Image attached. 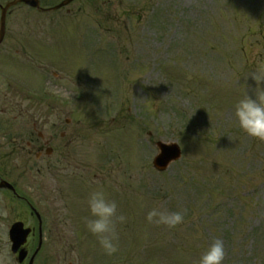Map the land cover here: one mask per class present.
<instances>
[{
  "label": "rangeland",
  "instance_id": "1",
  "mask_svg": "<svg viewBox=\"0 0 264 264\" xmlns=\"http://www.w3.org/2000/svg\"><path fill=\"white\" fill-rule=\"evenodd\" d=\"M257 63H264V0L8 9L0 174L42 216L35 264H197L216 239L224 264H264V140L234 118L236 101L255 87L248 74ZM157 141L181 149L162 171L151 162ZM98 187L126 217L112 255L86 226ZM26 201L2 200L1 225L35 227ZM153 207L183 211L184 222H149Z\"/></svg>",
  "mask_w": 264,
  "mask_h": 264
},
{
  "label": "clouds",
  "instance_id": "2",
  "mask_svg": "<svg viewBox=\"0 0 264 264\" xmlns=\"http://www.w3.org/2000/svg\"><path fill=\"white\" fill-rule=\"evenodd\" d=\"M255 81L251 92L245 90L234 105V118L240 129L251 137L264 140V63H257L248 74ZM251 87V86H250ZM90 217L86 218L89 232L96 235L100 246L108 255L118 250L117 223H124L126 217L118 214V203L110 199L103 187L93 190L88 197ZM0 214L6 215L5 209ZM149 222L175 228L184 222L183 211H167L153 207L147 212ZM227 253L224 242L216 239L200 256L197 264H224ZM0 264H11L7 253H0Z\"/></svg>",
  "mask_w": 264,
  "mask_h": 264
},
{
  "label": "flooded vegetation",
  "instance_id": "3",
  "mask_svg": "<svg viewBox=\"0 0 264 264\" xmlns=\"http://www.w3.org/2000/svg\"><path fill=\"white\" fill-rule=\"evenodd\" d=\"M41 2H48L50 1V5H53L54 2H52L53 0H40ZM52 2V3H51ZM38 124L37 122L33 123V127H37ZM39 135H41L40 133H38ZM40 137V136H39ZM50 139H47L45 144L49 143ZM27 144L30 146V148L32 147L33 143L31 141H28ZM44 144V145H45ZM27 145V146H28ZM42 148H38V151L36 152V156L38 155V157L40 156V152H41ZM2 177V175L0 174V178ZM3 178V177H2ZM15 186V191L16 192H12L10 189L7 188H0V202L2 200L7 201L8 197L10 199L16 200V201H21L23 202V196L18 192L16 184H14ZM3 220L0 218V222H2ZM4 224L1 225L0 223V253H7L8 254V250H9V240H8V235H9V226H3ZM31 240L28 241L27 239V256L25 257V259L22 262L18 261V253H14V254H10L12 256V261L11 264H28L29 258L32 255L33 251L35 250V246L39 244L40 242V238H43V232L37 231V230H32L30 233ZM31 242V244H30ZM35 244V246H31ZM42 246V244H41ZM41 248L39 249V251L36 253L32 264H35V260H37L39 253H40Z\"/></svg>",
  "mask_w": 264,
  "mask_h": 264
},
{
  "label": "water",
  "instance_id": "4",
  "mask_svg": "<svg viewBox=\"0 0 264 264\" xmlns=\"http://www.w3.org/2000/svg\"><path fill=\"white\" fill-rule=\"evenodd\" d=\"M19 1V0H17ZM25 2L31 4V5H35L33 2L28 1V0H24ZM16 2V1H15ZM12 2V3H15ZM3 21H4V13L1 17V26L3 27ZM0 38H1V34H0ZM159 148L161 149L162 153L160 156H158L156 158V160L154 161L155 166H157V168L161 169L163 168L165 165V163L173 158H176L178 156V149L177 147L174 146H165L162 145L161 143H158Z\"/></svg>",
  "mask_w": 264,
  "mask_h": 264
}]
</instances>
